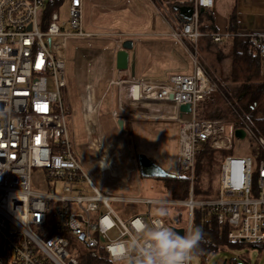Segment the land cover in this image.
I'll use <instances>...</instances> for the list:
<instances>
[{
    "label": "built area",
    "instance_id": "obj_1",
    "mask_svg": "<svg viewBox=\"0 0 264 264\" xmlns=\"http://www.w3.org/2000/svg\"><path fill=\"white\" fill-rule=\"evenodd\" d=\"M180 1L194 11L188 19L178 14L170 35L187 50L193 73L150 81L129 73L126 78L128 71L119 70L101 97L88 85L83 114L85 149L92 155L82 157L68 131L71 108L66 70L68 42L95 37L83 29V0H60L55 6H50L49 0H0V264H90L83 262L82 256L90 257L99 248L108 253L111 242L130 238L137 220L149 225L158 221L172 228L166 219L168 213L158 217L149 209L123 219L114 203L185 206V226L176 227L184 233L193 226L194 207H208L217 214L219 224L229 226L230 240L264 242V131L227 87L201 65L197 52L203 37L221 42L240 36L247 37L252 51L264 60V32H202L200 12L213 7L214 0ZM65 5L64 16L60 9ZM186 42L193 45V51ZM115 43L116 49L124 48L122 38H116ZM115 86L120 90V110H147L159 105L174 108V116L167 117L176 119L180 129V165L175 175H189V199H140L104 190L95 183L96 177L91 175L97 172L103 182L115 188H132L122 174L126 156L121 145L125 147L126 142L120 137L117 151L112 150L114 138L103 132L101 122L104 97L109 92L113 95ZM218 92L236 113V129L245 132L236 140L247 141L250 154L226 156L221 164L219 196L195 200L193 177L199 145L207 142L215 150L241 152L234 149L227 121L197 118V108L213 101ZM184 104H190V112H180ZM120 110L109 109L115 122ZM129 160L131 173L136 165L132 156ZM34 168L45 169L47 179L59 182L60 187L53 192L33 190ZM112 231L117 232L115 238L110 236Z\"/></svg>",
    "mask_w": 264,
    "mask_h": 264
},
{
    "label": "rangeland",
    "instance_id": "obj_2",
    "mask_svg": "<svg viewBox=\"0 0 264 264\" xmlns=\"http://www.w3.org/2000/svg\"><path fill=\"white\" fill-rule=\"evenodd\" d=\"M104 2H110L114 0H99ZM135 4L134 14L129 15L126 13L125 18H129L127 21L128 25H134L138 22V14H140V19L143 21L146 19H152V12L148 9L150 3L148 0H133ZM154 2L159 5L162 0H154ZM91 9L92 6H91ZM62 15L67 14L66 5L60 9ZM93 12L90 10L83 12V21L84 24H87L92 19L96 21L98 19L96 16L92 15ZM135 16V17H134ZM85 26V25H84ZM107 29V28H105ZM108 32V31H107ZM142 41H146L149 39V36H140ZM100 42H89L90 48L99 47ZM76 43L74 41L68 42L67 47V88H66V96L71 108V112L67 115L68 121V131L71 137V140H76V150L82 157H91V152L85 149L86 143V130H85V119L83 114V95L85 93L86 87L88 85L96 88L98 92V96L101 97L105 94L108 88V82L111 78V57H110V48L111 45L107 44L101 48V53L98 56L91 55L89 52L87 55L83 56L78 52L77 60L74 61V53H76ZM139 43H136L134 51L139 48ZM186 46L189 47L190 50L193 51V45L189 42H186ZM77 47V46H76ZM226 48V49H225ZM221 48V52H218L220 48L213 47L210 42L207 41V38L202 39L197 45V52L199 55V60L202 66H204L207 70L212 73V75L218 80L220 84H226L224 81L225 77L229 75L230 69V54L229 47ZM225 49V50H224ZM142 52H145L144 46L142 48ZM69 53L72 59H69ZM188 63V61H187ZM193 63V62H192ZM194 66V65H193ZM188 71L182 70L184 73L191 72V65L188 63ZM194 69V68H193ZM126 78L129 77L128 72L125 74ZM124 77V75H123ZM139 78V77H137ZM225 85V86H226ZM230 85V84H229ZM227 85V86H229ZM115 97H114V107H117L116 102V93L117 87L114 88ZM128 90L125 88V99L127 100ZM113 96L111 92L107 93L104 97V104L102 106L101 111V122L102 127L106 135L112 138L118 134V136L124 138L125 144V161L130 164L129 157L132 156L134 162H136V158L134 159V155L137 154H145L150 159H152L156 164L160 165L167 172L175 175L179 172L180 165V153H181V143H180V129L179 123L176 119H171L168 117H156L146 114L148 112L142 107L138 109H129L120 110L124 111L127 114L131 115L129 120H133L138 118L137 121H134L131 124V131L117 128V131L114 130L112 122L106 116L107 113L110 114V105L113 101ZM129 99V98H128ZM225 100V99H224ZM220 103V104H219ZM217 105L222 106V103L219 102ZM226 108V107H225ZM120 114V112H119ZM111 115V114H110ZM135 116V117H132ZM112 117V116H111ZM187 119L191 118L190 114L185 115ZM119 117H117L118 119ZM132 118V119H131ZM228 119H223L228 123V132L233 137L234 140V149H239L241 152H227L226 154L221 155L217 152L216 155V164L211 168H206V161L202 162V167L204 171L201 172L200 178V200H204V192L203 191H212L213 186H215V190L219 191L221 187L220 183V171L219 165L221 169V164L224 161L225 157L231 154L234 155H249V143L247 141L236 140L235 130L236 125L234 122V118L231 115H228ZM113 120V119H112ZM117 124V122H114ZM118 126V125H117ZM113 139V138H112ZM115 139H113L114 141ZM218 166V167H217ZM131 169V168H130ZM206 169V170H205ZM195 173L193 177V182L195 183ZM93 175L96 177L94 178ZM94 178L95 183H97L104 190L120 192L125 195H137V189H140V193L143 197H152L158 198L162 200H169L170 195L168 189L165 186L164 179L155 178V177H145L140 175L139 181L136 183L135 181V190H128L126 188L117 189L114 187L112 183L103 182V179L98 177V173L95 172L91 175ZM60 187V183L56 181H52L47 179L45 169L43 168H34L31 174V188L35 191L39 192H47V191H55L56 188ZM59 191V189L57 190ZM219 193V192H218ZM114 208L117 213L123 218H127L133 211L134 207L128 204H119L114 203ZM158 207H164L167 210L168 218L171 219L175 216V206L172 205H159L154 206V210ZM186 216V211H184V215ZM168 219V220H169ZM110 236L115 238L117 236V232H110ZM247 253V257L250 259V264H264V247L262 249L258 248H249L247 249H222L216 253H213L209 256L205 262L202 263V260L199 256L193 255L191 264H236V262L232 259L237 260V262H241L240 256L242 254Z\"/></svg>",
    "mask_w": 264,
    "mask_h": 264
},
{
    "label": "crops",
    "instance_id": "obj_3",
    "mask_svg": "<svg viewBox=\"0 0 264 264\" xmlns=\"http://www.w3.org/2000/svg\"><path fill=\"white\" fill-rule=\"evenodd\" d=\"M178 1L179 3L176 6L184 5L180 0ZM148 2L151 5L148 7V9L153 14L152 19L145 18V20L142 21L140 19V14H138L137 16L139 23L130 26L127 24V21H129L128 19L130 17L125 18V15L126 13H128L129 15L135 13L134 12L135 4L133 0H114L112 1V3L99 1V0H83L82 21H83V12H86L88 10L93 12L92 14L93 16H96L97 14L98 17L96 21L92 19L87 24H84L83 21L84 31L95 35V37L88 38L85 40L89 42H95L97 44L98 42H100L99 47L90 49L89 51L90 54L98 56L101 53L100 51L103 46H106L107 44H109V46L111 45L110 80L112 78H115L119 71V69L116 66V55L117 52L119 51L118 49H116V43H115L116 38H122L123 47L126 41H131L133 44L132 49L128 50L129 68L125 69V71H128L129 74L135 77H139L141 79L150 80V81H167L169 80L170 76L174 74L193 73L194 66L187 50L180 44L178 40H176L170 35V33L172 32L173 28L176 26V23L178 21L177 16L178 14H180L179 10H177L176 8H174L173 10L169 7V3L171 1L166 2L165 0H162L163 3L159 5H157L154 2V0H148ZM91 6L93 9H91ZM206 9H209L210 17L204 20V23L208 21L211 22L214 27V32H219V33L241 32V31L257 32V33L264 32V0H214L213 7ZM206 32H210V31L207 30ZM140 36H149L150 38L146 39V41H142L141 43V39L139 38ZM235 37H240V36H235ZM204 38H207V41L209 42L208 37H203L202 39ZM231 38L232 37L223 40L227 43L226 47H229L228 51L230 54L229 55L230 58H231V53L233 52V46L231 40L229 41V39ZM136 43H139L140 46L137 50L134 51ZM143 46L145 52H142ZM212 46L215 47L214 45ZM187 61L192 67L191 72L183 73L182 70L188 71L189 67ZM132 64H134V72H132L131 69ZM230 67H231V62H230ZM116 87H117V93H116L117 107H114L115 92L113 91V95H112L113 101L110 105V108L113 107L117 110L118 109L120 110L119 99H118L120 95V90L118 86ZM93 88L95 89L96 95L98 96V92L96 91V88L95 87ZM122 113L126 116L124 118H120L119 117L120 114H119L118 115L119 118L117 119L116 126L118 125L117 128H120L125 132L126 130L124 129V126L126 120L127 118L129 120V117H131V115L127 114L124 111ZM132 117L135 116L132 115ZM119 119H122L124 121L123 127H121L118 124ZM137 120L138 118H135L131 121L129 120V122L133 124V122ZM118 134H116V136L112 138L114 139L120 138ZM125 149L126 148L121 145V151H122L121 153L122 154L124 153V155L126 154ZM136 155L138 154L136 153L134 155V159L136 158ZM134 164L136 165L135 166L136 169L130 173L131 165L126 163L124 157V167L122 169V174L124 175V177L126 176V180L124 181L130 182L132 188L130 189L127 186H121L119 188L117 186V189H122V188H126L128 190L136 189L135 181L136 183L139 181L141 173L139 170L137 159L136 162H134ZM220 173H221V169H220ZM136 192L137 195H132L133 197L137 196L140 199L168 201V200L158 199L155 197L154 198L143 197V195L140 193L139 188L137 189ZM171 199L172 198L170 197L169 200ZM128 205H132L134 207L131 214L127 216V218H130L135 214H145L149 211V209L152 210V212L156 213V211L154 210V206L168 205V204H153L150 206L148 204L140 202V203H130ZM180 207L181 206H175L176 210L173 219L176 218L178 214L177 212L182 209ZM183 218L184 219L182 221L185 222V219L187 220L188 218L187 211H186V216H184ZM179 226L180 225L178 223L171 222L172 228H176ZM183 234H184V230H183Z\"/></svg>",
    "mask_w": 264,
    "mask_h": 264
},
{
    "label": "trees",
    "instance_id": "obj_4",
    "mask_svg": "<svg viewBox=\"0 0 264 264\" xmlns=\"http://www.w3.org/2000/svg\"><path fill=\"white\" fill-rule=\"evenodd\" d=\"M178 3V0H172L169 3V7L174 10ZM48 4L50 6L59 5L60 0H49ZM208 17H210L209 9L201 10L199 29L205 33H212L214 32L212 23L209 21L204 23V20L208 19ZM207 30L210 32H206ZM208 40L211 45L220 48L219 52H221V48H225L227 46L225 41L216 42L211 37H208ZM230 40L233 46V52L231 53V67L229 70V75H227L224 79L227 85H230H225L232 95L238 100L241 107L250 114L257 125L264 131V60L259 56V54L252 51L250 41L247 37H232L229 39V41ZM70 41H74L77 46H75L76 53H74V61L77 60L78 52L85 56L91 49L89 41L85 39H74ZM69 59H72L70 53ZM221 91H224L222 87ZM224 99L225 98L223 94L218 92L215 95L213 101L205 103L197 108V118L218 120L228 119V115H231L234 119H236V113ZM219 102L222 103V106L217 105ZM106 116L112 122L114 130L117 131V126L112 120L111 115L107 113ZM125 116L126 115L120 112V118H124ZM124 127L127 131H131L132 127L128 118ZM217 152L223 155L227 152H232V150H215L207 142L199 145V151L196 155V174L194 183L195 200H200V192L202 191L200 187L201 172L204 171L202 162L206 161V168H212L217 161ZM218 168L220 171V165ZM164 182L172 199H189V187L191 182L189 175L169 176L164 178ZM203 192L205 196L204 200L215 199L219 196V191L215 190V186H213L212 191H210L211 193L208 191ZM180 208L182 209L177 212L178 214L175 219H166L167 221L178 223L180 225L179 227H184L185 224L182 222L184 219L183 211L188 212V208L185 206H181ZM171 222L169 223L171 224ZM192 223L194 227L201 228L204 233L203 242L198 246L197 249L194 250L193 253V255L199 256L201 258L202 263L205 262V260L213 253H216L222 249L248 250L249 248L262 249L264 247V242L248 243L242 240H230L228 237L229 226L226 223L219 224L217 214L211 212L208 207L195 206ZM239 256L241 259V262L239 263L237 260L232 259L236 262V264H250V259L247 257V253ZM82 260L83 262L90 264H111V258L103 248H99V250H97V252L92 254L90 257L85 255L82 256Z\"/></svg>",
    "mask_w": 264,
    "mask_h": 264
},
{
    "label": "clouds",
    "instance_id": "obj_5",
    "mask_svg": "<svg viewBox=\"0 0 264 264\" xmlns=\"http://www.w3.org/2000/svg\"><path fill=\"white\" fill-rule=\"evenodd\" d=\"M166 217L164 207L156 209ZM204 240L203 230L189 225L183 235L164 223L137 220L129 239L114 240L108 247L111 264H191L194 250Z\"/></svg>",
    "mask_w": 264,
    "mask_h": 264
},
{
    "label": "water",
    "instance_id": "obj_6",
    "mask_svg": "<svg viewBox=\"0 0 264 264\" xmlns=\"http://www.w3.org/2000/svg\"><path fill=\"white\" fill-rule=\"evenodd\" d=\"M179 13L186 19L190 18L194 9L192 6L182 5L175 6ZM133 44L131 41H126L124 43V49H121L117 52L116 55V66L119 70H125L129 68V53L128 50L132 49ZM132 72H134V64L131 65ZM181 113L190 112L191 106L190 104L181 105L179 108ZM118 124L123 127L124 121L122 119L118 120ZM235 135L238 138H243L245 136V132L242 129H236ZM137 163L139 166V170L142 176L145 177H155V178H166L169 176H173V174L167 172L160 165L156 164L152 159H150L145 154L137 155ZM179 234L183 235L184 229H175Z\"/></svg>",
    "mask_w": 264,
    "mask_h": 264
},
{
    "label": "bare ground",
    "instance_id": "obj_7",
    "mask_svg": "<svg viewBox=\"0 0 264 264\" xmlns=\"http://www.w3.org/2000/svg\"><path fill=\"white\" fill-rule=\"evenodd\" d=\"M148 112H145L146 114H149L151 116H156V117H167V116H174V108L172 106H156V108H151V109H147ZM120 145L119 143V138L115 139L112 143V145H110V148L112 150H116L118 149V146Z\"/></svg>",
    "mask_w": 264,
    "mask_h": 264
}]
</instances>
